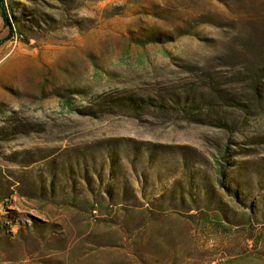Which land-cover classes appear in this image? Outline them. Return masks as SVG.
Instances as JSON below:
<instances>
[{"label":"rangeland","instance_id":"1","mask_svg":"<svg viewBox=\"0 0 264 264\" xmlns=\"http://www.w3.org/2000/svg\"><path fill=\"white\" fill-rule=\"evenodd\" d=\"M3 3L0 264H264V0Z\"/></svg>","mask_w":264,"mask_h":264},{"label":"trees","instance_id":"2","mask_svg":"<svg viewBox=\"0 0 264 264\" xmlns=\"http://www.w3.org/2000/svg\"><path fill=\"white\" fill-rule=\"evenodd\" d=\"M8 8L12 11L11 7L4 6L3 0H0L2 32H0V44L10 40L14 34V28L8 19Z\"/></svg>","mask_w":264,"mask_h":264}]
</instances>
